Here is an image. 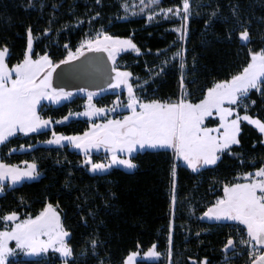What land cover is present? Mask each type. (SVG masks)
<instances>
[{"label": "snow or ice", "instance_id": "snow-or-ice-1", "mask_svg": "<svg viewBox=\"0 0 264 264\" xmlns=\"http://www.w3.org/2000/svg\"><path fill=\"white\" fill-rule=\"evenodd\" d=\"M95 3L101 8L104 6L103 0H95ZM46 6V3H40L41 9ZM122 6L125 12L131 11L134 16L147 15L149 21L157 17L176 20L179 26L173 30L179 33L180 51L165 59L156 69L149 68L150 79L135 76L130 70H121L118 64L120 54L129 50L141 54V50L132 39L115 37L104 29L91 34L93 21L101 19V13L95 12L87 14L90 16L87 21L77 18L75 26L79 28L87 22L90 35L76 47L65 44L66 55L57 61L50 53H37V40L43 42L44 38L59 36L54 26L56 10L61 5H53L54 18L48 21V27L39 36L34 26H27L26 47L18 58L7 40L0 41V149L9 145L12 138L42 135L45 130H51L52 138L44 143L58 148L70 145L79 150L83 154L80 168L93 175L108 174L113 168L135 172L142 167L138 161L140 153L151 151L170 155L171 233L175 232L176 214L180 208L181 165L192 173L203 174L205 170L218 171L225 160L231 158L237 162L239 171H234L230 180L221 181L220 194L214 202L206 205L198 219L231 227L232 233L222 247L224 264H234L233 255L240 259L247 257L246 264H264V158L249 156L243 149L242 136L243 125L247 122L264 137V119L250 114L257 106L253 95L258 94L260 102L264 103V32L254 35L255 23L250 15L245 14L240 0L229 5L231 16L224 18L230 25L227 39L234 44L239 42L237 55L241 59L233 65L230 75L206 76L201 85L196 78L200 75L199 59L191 55L188 48V25L194 13L200 14L197 11L200 5H194L192 0H183L175 8H163L161 0H139L138 4L122 0ZM28 7H35V0ZM133 8L139 11H133ZM222 15L217 4L209 13L206 28ZM259 23L264 25V17L259 18ZM67 27L61 31H66ZM257 37L260 39L259 46L254 43ZM89 54H93L97 62L104 56L111 61V70L115 73L111 88H126L127 98L121 99L120 93H117L118 98L110 107L99 106L98 102L94 103L99 93L88 92L84 110L75 113V116L88 118L89 129L79 135L57 134L55 125L69 122L72 113L54 121L45 114L48 107L45 102L60 105L74 95L54 84L60 75L57 70L60 69L62 74L63 66L74 67L77 62L85 64L93 58ZM177 61V92L167 97L146 95L149 83L164 74L166 66H174ZM189 82L201 86L193 92ZM17 150L11 148L8 155ZM25 150H29L27 146ZM260 151L264 152V147ZM98 152L103 154V160L94 159V154ZM39 167L36 161H24L22 167L0 158V195L6 194L9 182L16 186L21 181L38 179L42 175ZM74 176L75 172L68 169L65 188H72ZM88 199L89 194L85 192L84 200ZM111 199H116V193H111ZM104 201L106 207L113 206L108 196H104ZM21 203H24L23 199ZM25 208L29 206L25 205ZM83 211L81 208V214ZM192 212H196L194 207ZM90 220L103 223L98 207L83 215V225L89 226ZM195 235L200 237L201 232L197 231ZM103 243L98 231H94L83 243H77L58 198L48 197L46 202H42L39 212L12 210L0 213V264H9V257L19 252L29 256L54 253L58 264H83L89 257H94L97 264H112L110 257L102 258L100 246ZM200 243L204 241L201 239ZM138 248L143 249V245H138ZM162 256L167 264H177L172 234L169 235L165 253L159 251L158 244H153L143 255L139 250L129 252L120 264H142V261L151 264ZM181 264H184L183 259ZM188 264H212V261L208 257L200 259L197 254L188 257Z\"/></svg>", "mask_w": 264, "mask_h": 264}, {"label": "trees", "instance_id": "trees-1", "mask_svg": "<svg viewBox=\"0 0 264 264\" xmlns=\"http://www.w3.org/2000/svg\"><path fill=\"white\" fill-rule=\"evenodd\" d=\"M46 3L44 9L40 3ZM162 6L172 8L181 5L183 0H161ZM194 5H200L188 25L191 55L199 59L200 75L196 78L203 84L204 77L216 74L227 76L233 70V65L241 59L237 53L240 51L239 42L232 43L227 39L230 25L225 22V17H230L229 5L236 0H192ZM33 0H0V41L7 40L13 46L15 57H19L26 47L27 26H34L36 35H40L47 27L48 21L53 17V5L61 7L56 10V24L54 31L59 36L53 35L50 39L44 38L43 42L37 40V53H50L57 61L64 58L65 44L76 47L82 39L90 35V26L87 22L77 28V18L87 21L88 13H101L99 22L93 21L92 33L100 29L110 35L122 39H132L140 48L141 54L126 53L120 56L119 61L125 64L135 76L150 79L149 68L156 69L165 59L180 51L181 42L179 35L173 29L178 26L176 20L156 21L148 23L144 17L123 20L118 0H103L104 6L96 5L95 0H35V7L28 5ZM246 15H250L255 23L254 35L264 32V25L259 23V18L264 17V0H240ZM220 6L222 17L208 26L209 13L216 5ZM71 25V27H67ZM67 27L66 31H61ZM255 45L259 46L257 37ZM151 49V51H149ZM167 50V55H165ZM157 53H160L158 56ZM15 60H13V63ZM190 83V82H189ZM201 85L191 84L193 92ZM179 86V63L174 62L165 68V73L149 83L146 95L158 94L167 97L177 92ZM257 106L251 111L254 117L264 119V103L260 102L259 95H253ZM73 103L64 104L49 112L53 120L65 117L73 107ZM55 125L57 134H81L87 129V123ZM243 149L249 156L264 158V147L261 134L251 125L244 123ZM41 134L32 137L20 136L12 138L6 147L0 149V158L12 164H22L24 161H36L42 175L36 181L24 182L18 186H8L6 194L0 195V213L16 210L24 213L39 212L42 202L48 197L58 198L67 214L68 225L74 230L77 243H83L94 231L101 235L103 244L100 246L102 258L110 257L112 264H120L121 260L131 251H147L153 244H158L159 251L168 248L170 234V184L169 160L170 155L156 154L149 151L140 153L138 161L142 167L135 172H125L113 168L108 174L93 175L81 169L82 157L76 151L66 148H48L39 145L45 139ZM31 147L29 151L21 148ZM255 146V147H254ZM11 148L18 149L19 153L8 155ZM60 161L61 163H58ZM71 163H68V162ZM259 162V161H258ZM75 172L71 189L64 187L67 170ZM252 170V169H249ZM234 171H239L238 164L227 158L219 170H205L203 174L192 173L190 169L181 165L179 170V200L180 208L176 214L175 232L173 235L174 257L178 264L183 259L188 264V257L198 254L200 259L208 257L212 264H224L222 252L223 242L232 233L231 227L208 223L199 220L206 205L214 202L222 188L221 181L231 179ZM97 190L99 196L97 197ZM85 192L89 199L84 200ZM116 193V199H111V193ZM104 196H108L112 207H106ZM23 199L24 203H21ZM25 205L29 208L26 209ZM98 207L100 219L103 223L92 222L89 226L82 223L83 215H87L91 208ZM193 207L196 212L193 213ZM81 208L84 209L81 214ZM201 232L197 237L195 233ZM201 239L204 241L200 243ZM143 245V249L138 248ZM234 256L233 261L236 262ZM178 259V260H177ZM245 258L237 264H242ZM9 264H58L57 256L49 253L44 257L24 259L22 257L9 259ZM83 264H97L94 257H89ZM142 264L150 262L142 261ZM151 264H161L151 262Z\"/></svg>", "mask_w": 264, "mask_h": 264}, {"label": "rangeland", "instance_id": "rangeland-1", "mask_svg": "<svg viewBox=\"0 0 264 264\" xmlns=\"http://www.w3.org/2000/svg\"><path fill=\"white\" fill-rule=\"evenodd\" d=\"M119 1V5H120V9H121V18L123 19V20H129V19H132V18H139V17H144L146 20H147V22L148 23H153V22H156V21H160V20H163V21H167V20H164V19H161L160 17H157L155 20H153V21H149L148 20V18H147V15H132V13H131V11H129V12H125L124 11V9H123V6H122V0H118ZM128 2L130 3V4H138L139 3V0H128ZM183 3V2H182ZM181 3V4H182ZM163 7V6H162ZM163 8H167V7H163ZM172 8H175V7H172ZM133 11H139V9L138 8H133L132 9ZM153 15H155V13H152ZM179 26V25H178ZM178 26H176V27H178ZM175 27V28H176ZM101 30V29H100ZM100 30H98V31H100ZM178 35H179V33H177ZM88 37V36H87ZM87 37H85L84 39H86ZM84 39H82L81 41H83ZM122 39V38H121ZM79 45V44H78ZM77 45V46H78ZM126 53H132V54H134V55H138L137 53H135L134 51H132V50H129L128 52H126ZM126 53H121L120 54V56H122V55H124V54H126ZM118 61H119V59H118ZM118 64L120 65V67H121V70H126V66H125V64H121L120 62H118ZM99 93V95L97 96V97H95L94 98V103L95 102H98L99 103V106H108V107H110L113 103H115V101H116V99L118 98V96L116 95L117 93H120V97L119 98H121V99H126L127 98V91H126V88L125 89H123V90H120V89H109V90H104V91H101V92H98ZM45 103H47L48 104V107L45 109V114L46 115H49V112L51 111V110H54V109H56V108H58V107H60V106H62V105H64V104H69V103H73L74 105H73V107L71 108V110L68 112V114L66 115V116H68L69 115V113H72V117H71V119H70V121L69 122H66L65 123V125L66 124H69V123H78V127H80V125L82 124V122H85V123H87V129L86 130H84V131H87L88 129H89V127H90V121H89V119L88 118H86V117H83V116H81V117H76L75 116V113H77V112H82L83 110H84V107H85V105L87 104V93H81V94H79V95H73V97L70 99V100H65V101H62L61 102V104L60 105H56L54 102H51V103H49V102H45ZM65 116V117H66ZM64 118V117H63ZM63 118H60V119H63ZM117 118H119V117H117ZM57 120V119H56ZM55 121V120H54ZM245 123H247V122H245ZM56 125H60V124H56ZM252 126V125H251ZM252 127H254V126H252ZM255 128V127H254ZM257 130V129H256ZM83 131V132H84ZM258 131V130H257ZM82 132V133H83ZM81 133V134H82ZM76 135H79V134H76ZM41 138H44L45 140L43 141V142H39V145H41V146H44V147H48V148H58L57 146H49V145H47L46 143H44L45 141H47L48 139H51L52 138V132H51V130H45V134H42V136H41ZM263 141H264V137H263ZM30 148L31 147H28V149L30 150ZM58 149H60V148H58ZM66 149L67 150H69V151H76L78 154H80L81 155V157H82V160H83V154H82V152H80L79 150H76V149H73L70 145L69 146H67L66 147ZM29 150H25V148L23 147V148H21V150L19 151V152H22V151H29ZM19 152H15V153H19ZM94 159H96L97 161H100V160H103L104 159V156H103V154H101V153H95L94 154ZM29 163H31V162H29ZM22 167L24 166V163H22V164H20ZM119 169H121V170H123V171H125V172H130V171H128L127 169H123V168H119ZM90 173V172H89ZM91 174V173H90ZM36 180H38V179H36ZM36 180H25V181H21L19 184H17L16 186H18V185H20V184H22V183H24V182H32V181H36ZM8 186H11L12 187V185H11V183L9 182L8 183ZM207 221V220H206ZM208 223H211V222H209V221H207ZM170 226H171V224H170ZM169 229H170V234H172L171 233V227H169ZM169 234V235H170ZM166 252V250L165 251H163L162 253H165ZM144 253H142V255H143ZM47 254H42L41 256H29V255H27V254H25V253H23V252H19V254L18 255H15V256H11V257H9V259H11V258H17V257H22V258H24V259H34V258H40V257H44V256H46ZM234 256L235 255H233L232 256V259H234ZM236 257V256H235ZM236 259V262H234V264H237L238 263V261H239V258H235ZM247 257H246V259L245 260H243V263L242 264H246V262H247ZM178 260V259H177ZM148 262V261H147ZM153 262H158V263H161V262H163V264H167V260L165 259V257H161L159 260H157V261H153ZM177 264H178V262H177Z\"/></svg>", "mask_w": 264, "mask_h": 264}, {"label": "water", "instance_id": "water-1", "mask_svg": "<svg viewBox=\"0 0 264 264\" xmlns=\"http://www.w3.org/2000/svg\"><path fill=\"white\" fill-rule=\"evenodd\" d=\"M89 55L95 57L93 56V54H89ZM102 61L104 62V66H105V76L102 78L95 79L91 82L77 81L76 78H72L71 80H69L65 78L66 74L64 73H67L69 71V68L72 66H63L64 70L62 74L64 75L61 78L62 81L60 82V78H59L62 75L61 70L58 69L57 72L60 75H58L57 77L58 80L57 79L54 80V84L58 85L59 82L63 83L64 84L63 86L62 85L59 86H62L65 91L72 92L74 95H79L81 93H88V92L98 93L104 90L112 89L111 83L114 82L113 80L115 73L111 70V61L108 60L106 56L102 58Z\"/></svg>", "mask_w": 264, "mask_h": 264}, {"label": "bare ground", "instance_id": "bare-ground-1", "mask_svg": "<svg viewBox=\"0 0 264 264\" xmlns=\"http://www.w3.org/2000/svg\"><path fill=\"white\" fill-rule=\"evenodd\" d=\"M64 74H66L65 78L69 80L76 78L77 81L91 82L105 76V66L102 59L97 62L96 58L93 57L92 60H88L85 64H80V62H78L76 66L70 67L69 71ZM64 74L59 77L60 82L62 81L61 78ZM60 82L58 85L63 86L64 84Z\"/></svg>", "mask_w": 264, "mask_h": 264}]
</instances>
